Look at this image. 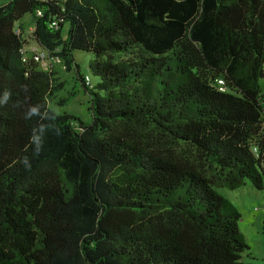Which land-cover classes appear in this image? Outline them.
<instances>
[{
  "label": "trees",
  "instance_id": "16d2710c",
  "mask_svg": "<svg viewBox=\"0 0 264 264\" xmlns=\"http://www.w3.org/2000/svg\"><path fill=\"white\" fill-rule=\"evenodd\" d=\"M53 59L91 123L51 108ZM262 78L264 0L1 4L0 264H257L218 188L264 185Z\"/></svg>",
  "mask_w": 264,
  "mask_h": 264
},
{
  "label": "rangeland",
  "instance_id": "374dc122",
  "mask_svg": "<svg viewBox=\"0 0 264 264\" xmlns=\"http://www.w3.org/2000/svg\"><path fill=\"white\" fill-rule=\"evenodd\" d=\"M7 1L0 0V5ZM22 21L26 25L29 24L31 22L30 15H26ZM67 29V26L63 28L64 35H66ZM73 55L75 62L80 67L81 74L85 77L89 76L91 83L95 85L98 82V76L90 67L94 61V53L75 50ZM49 63L53 64L54 70L57 71L58 81H64V87L57 91L50 102L51 108L57 113H69L85 123H91L92 114L89 110L91 95L84 89L76 70H66L64 63L60 60L53 59ZM40 66L46 68L42 62ZM260 85L264 93V78L260 80ZM61 99H65V102L60 103ZM218 191L233 202L241 215L239 226L249 246L245 255L249 254L252 258L248 260L264 264V185L261 189H257L248 181L236 189L220 187Z\"/></svg>",
  "mask_w": 264,
  "mask_h": 264
},
{
  "label": "built area",
  "instance_id": "2783aa9c",
  "mask_svg": "<svg viewBox=\"0 0 264 264\" xmlns=\"http://www.w3.org/2000/svg\"><path fill=\"white\" fill-rule=\"evenodd\" d=\"M38 14H41L40 11H38ZM24 53V60L27 58H33L34 60H37L39 64L42 62V65H46V62H44V58L46 57V52L43 51L40 47L36 45H28L23 50ZM86 83L90 84V77L86 76ZM221 84H223V80H219ZM264 157V153H263Z\"/></svg>",
  "mask_w": 264,
  "mask_h": 264
}]
</instances>
